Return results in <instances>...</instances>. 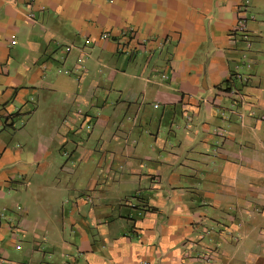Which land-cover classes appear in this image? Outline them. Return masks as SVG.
<instances>
[{"label": "crops", "instance_id": "1", "mask_svg": "<svg viewBox=\"0 0 264 264\" xmlns=\"http://www.w3.org/2000/svg\"><path fill=\"white\" fill-rule=\"evenodd\" d=\"M0 264H264V0H0Z\"/></svg>", "mask_w": 264, "mask_h": 264}, {"label": "rangeland", "instance_id": "2", "mask_svg": "<svg viewBox=\"0 0 264 264\" xmlns=\"http://www.w3.org/2000/svg\"><path fill=\"white\" fill-rule=\"evenodd\" d=\"M98 82V81H97ZM90 83V81L88 80V79H86V82H85V84L86 85H88ZM101 87V86H100ZM89 91V93H90V102H91V104H90V106H88V107H85V105H83V106H78L80 109L79 110H81L83 113H84V115H82V116H86V118H88L89 119V117H93V118H95V114H97V111L95 112V110H96V107H95V103H94V100L95 99H97V95L96 94H98V95H100L101 93H100V90H99V87L97 88V87H91L90 89H86V93ZM96 95V96H95ZM90 110V111H92L93 112V114L91 115V113L90 112H85V110ZM91 115V116H90ZM93 120V119H92ZM85 125H86V123L84 122L83 123V127L85 128ZM86 128H87V130L86 131H83V133H80L78 136L79 137H82L83 139H86L87 138V136H86V133L88 132V131H91V128H92V124H89V126H87L86 125ZM85 128V129H86ZM83 134H84V136H83ZM62 158V157H61ZM64 162V159L62 158V163Z\"/></svg>", "mask_w": 264, "mask_h": 264}, {"label": "built area", "instance_id": "3", "mask_svg": "<svg viewBox=\"0 0 264 264\" xmlns=\"http://www.w3.org/2000/svg\"><path fill=\"white\" fill-rule=\"evenodd\" d=\"M29 1H34V0H29ZM245 22L242 20V21H239L238 22V27H239V29L240 30H243L244 28H245V24H244ZM109 37V34L108 33H103L102 35H101V38H103V39H106V38H108ZM162 77H165V75H163ZM155 106H157V105H155Z\"/></svg>", "mask_w": 264, "mask_h": 264}]
</instances>
